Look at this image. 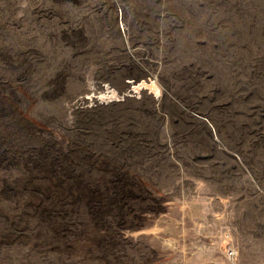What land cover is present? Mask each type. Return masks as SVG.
<instances>
[{"label":"rangeland","instance_id":"374dc122","mask_svg":"<svg viewBox=\"0 0 264 264\" xmlns=\"http://www.w3.org/2000/svg\"><path fill=\"white\" fill-rule=\"evenodd\" d=\"M0 264H264V0H0Z\"/></svg>","mask_w":264,"mask_h":264},{"label":"built area","instance_id":"2783aa9c","mask_svg":"<svg viewBox=\"0 0 264 264\" xmlns=\"http://www.w3.org/2000/svg\"><path fill=\"white\" fill-rule=\"evenodd\" d=\"M226 255H227L228 257H232V256L234 255L233 250H232V249H227V251H226Z\"/></svg>","mask_w":264,"mask_h":264}]
</instances>
